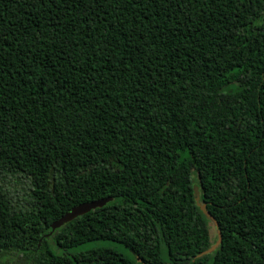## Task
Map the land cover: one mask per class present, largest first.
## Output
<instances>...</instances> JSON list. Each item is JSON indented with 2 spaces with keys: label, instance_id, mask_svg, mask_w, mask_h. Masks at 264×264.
Returning <instances> with one entry per match:
<instances>
[{
  "label": "trees",
  "instance_id": "16d2710c",
  "mask_svg": "<svg viewBox=\"0 0 264 264\" xmlns=\"http://www.w3.org/2000/svg\"><path fill=\"white\" fill-rule=\"evenodd\" d=\"M0 260L264 264V0H0Z\"/></svg>",
  "mask_w": 264,
  "mask_h": 264
},
{
  "label": "water",
  "instance_id": "95a60500",
  "mask_svg": "<svg viewBox=\"0 0 264 264\" xmlns=\"http://www.w3.org/2000/svg\"><path fill=\"white\" fill-rule=\"evenodd\" d=\"M196 190V200H197V204L198 206L201 208V210L203 211V213L213 221L214 225L217 227L218 223L215 220L214 216H212V214L210 213V211L207 209V204L206 203H202L200 201V191L198 189V187H195ZM111 200V198H106V199H98V200H94V201H90V202H85L82 204H79L77 206H74L71 211L65 213L61 218H59L58 220H56L53 224H52V229L55 230L56 228H59L60 226H62L64 223L69 222L71 220H73L74 218H76L77 216L83 215L97 207H102L105 204H107L109 201ZM218 240L216 241V243H214L209 249H207L206 251H204L202 254H208L211 252H214L218 245L221 243V232L218 230Z\"/></svg>",
  "mask_w": 264,
  "mask_h": 264
},
{
  "label": "rangeland",
  "instance_id": "374dc122",
  "mask_svg": "<svg viewBox=\"0 0 264 264\" xmlns=\"http://www.w3.org/2000/svg\"><path fill=\"white\" fill-rule=\"evenodd\" d=\"M92 246V244H86V245H83V246H80V247H78V248H76L75 250H74V252L75 251H80V250H84V249H86V248H88V247H91ZM0 264H17V263H15L14 261H12V260H9V261H2V260H0Z\"/></svg>",
  "mask_w": 264,
  "mask_h": 264
}]
</instances>
